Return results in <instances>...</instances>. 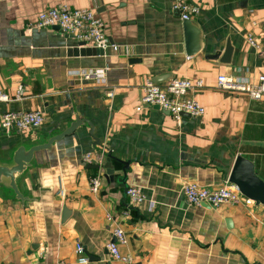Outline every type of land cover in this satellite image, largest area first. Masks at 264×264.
Returning a JSON list of instances; mask_svg holds the SVG:
<instances>
[{
  "label": "crops",
  "instance_id": "1",
  "mask_svg": "<svg viewBox=\"0 0 264 264\" xmlns=\"http://www.w3.org/2000/svg\"><path fill=\"white\" fill-rule=\"evenodd\" d=\"M173 2L0 0V91L11 98L0 103V123L7 112L45 116L41 129L26 133L0 124V166L13 167L21 147L45 145L87 121L34 153L15 176L22 198L9 179L0 182V264H78V243L96 258L88 264H123L107 249L116 242V225L128 237L120 252L135 264H264V203L244 197L198 207L183 193L188 184L224 186L243 158L264 194V96L254 100L217 86L220 76L253 85L264 76V0H191L199 9L190 28L192 55ZM59 5L96 10L121 50L74 56L79 41L57 27H36L41 13ZM75 70L93 71L96 79L81 81L70 74ZM173 79L204 82L194 96L206 109L203 117L183 115L177 123L141 104L148 80ZM88 153L92 164L83 161ZM99 174L101 189L92 193L90 181ZM132 186L146 197L139 207L129 203ZM64 208L70 213L63 222Z\"/></svg>",
  "mask_w": 264,
  "mask_h": 264
},
{
  "label": "built area",
  "instance_id": "2",
  "mask_svg": "<svg viewBox=\"0 0 264 264\" xmlns=\"http://www.w3.org/2000/svg\"><path fill=\"white\" fill-rule=\"evenodd\" d=\"M173 9L178 11L183 21L192 20L199 9L191 0H173ZM36 27L49 28L59 27L60 31L73 37L79 42H84L87 47L101 49L104 53L112 49L119 52L120 46L114 45L105 33V23L94 9H71L68 5H59L48 11L41 13L36 21ZM248 43L258 47L254 37L248 36ZM70 74L79 80L88 81L96 79V73L87 70H75ZM105 82L104 80H98ZM217 86L222 91L241 92L249 95L254 100H260L264 96V76L260 77L258 84L253 85L232 77L220 76ZM204 88V82L199 80L191 82L185 79H173L165 85H159L152 80H148L142 89L141 104L145 107H156L168 112L177 123H180L183 115L200 118L206 113V109L196 99L195 94ZM23 94L20 88L18 98ZM110 92L108 95L113 96ZM11 98L6 93L0 91V103H8ZM45 123V116L41 111L28 112H7L1 118V127L6 132L17 131L26 133L41 129ZM93 156L88 153L84 156L85 164H92ZM102 175L93 177L90 181L91 192L98 193L102 185ZM184 197L189 205L209 206L218 208L225 204L239 203L244 196L240 190L229 181L222 187H200L196 184H188L183 189ZM129 203L133 207H139L146 202V197L139 187H128L126 191ZM247 201H251L247 199ZM107 221L113 226L116 221L112 215L107 216ZM113 236L116 242L108 244L107 249L113 260L123 264H135L130 256H125L120 252V245L128 243L125 231L119 226H114ZM78 264H88L89 257L81 243L75 249ZM58 264H70L60 261Z\"/></svg>",
  "mask_w": 264,
  "mask_h": 264
},
{
  "label": "water",
  "instance_id": "3",
  "mask_svg": "<svg viewBox=\"0 0 264 264\" xmlns=\"http://www.w3.org/2000/svg\"><path fill=\"white\" fill-rule=\"evenodd\" d=\"M185 29H186V44L188 47V54L192 55L194 51H191L190 47L191 45V24L192 20H186L184 21ZM59 29V27H57ZM70 53H74V56H103L104 52L101 49L97 48H90L87 47L84 42H79L77 48L72 49ZM156 109H160L158 106L155 107ZM168 113V112H167ZM186 115V114H185ZM84 122L87 121H82L79 120L76 123H74L67 131L64 133L57 135L53 138H51L47 144L41 145V146H36L31 148L29 151L26 150L25 147H21L15 154L14 156V166L13 167H5V166H0V182L2 181L3 178L9 179L10 181V187L15 191L16 195L19 198H22L21 193L18 190L17 184H16V175L23 173L27 166L31 163L33 155L36 151H39L41 149H48L52 146L53 143L62 140L66 136L71 135L74 133V131L78 128V126L84 124ZM92 127V125H91ZM91 135H94V129L93 127L91 128ZM96 139V138H95ZM96 143L99 144L100 141L96 139ZM111 158V156H109ZM124 171L128 169L129 163L126 162L124 163ZM88 169H98V165H88ZM114 177L113 171L108 170V175H106L107 179H112ZM257 180L256 175L254 173L253 166L250 164L249 161L243 159V158H238L236 161V164L234 166V170L232 172V175L229 179V183L235 185L241 192V194L246 197L249 200L252 201H260L264 203V194L263 193V188L256 186L254 184V181ZM68 210L64 208L63 210V222L66 220V217L68 216ZM87 254V253H86ZM89 257L90 261L96 260L95 257H93L90 254H87Z\"/></svg>",
  "mask_w": 264,
  "mask_h": 264
}]
</instances>
